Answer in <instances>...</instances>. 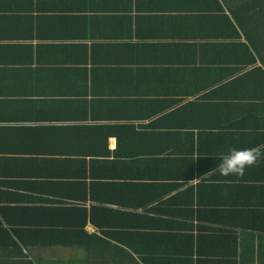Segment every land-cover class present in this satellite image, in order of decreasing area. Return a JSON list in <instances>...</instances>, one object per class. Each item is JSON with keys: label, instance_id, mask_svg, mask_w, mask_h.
<instances>
[{"label": "crops", "instance_id": "obj_1", "mask_svg": "<svg viewBox=\"0 0 264 264\" xmlns=\"http://www.w3.org/2000/svg\"><path fill=\"white\" fill-rule=\"evenodd\" d=\"M228 146H264V0H0L1 244L264 264V161Z\"/></svg>", "mask_w": 264, "mask_h": 264}, {"label": "clouds", "instance_id": "obj_2", "mask_svg": "<svg viewBox=\"0 0 264 264\" xmlns=\"http://www.w3.org/2000/svg\"><path fill=\"white\" fill-rule=\"evenodd\" d=\"M218 159L216 171L222 176L242 177L247 168L264 161V146L247 148L228 146Z\"/></svg>", "mask_w": 264, "mask_h": 264}, {"label": "trees", "instance_id": "obj_3", "mask_svg": "<svg viewBox=\"0 0 264 264\" xmlns=\"http://www.w3.org/2000/svg\"><path fill=\"white\" fill-rule=\"evenodd\" d=\"M12 230H14L12 228ZM15 231V230H14ZM7 240L11 241V238L8 234L2 235ZM30 235H20L18 232L16 234V239L18 242H11V245H3L0 243V264H38L39 260H35L32 257V251L27 249L29 247H34L33 244L29 242H25V239H29ZM44 247L51 245L49 241H42ZM43 252V251H42ZM52 256L55 258L54 264H62L61 261L56 260L55 251H51ZM44 254V253H43ZM49 261V264L52 263Z\"/></svg>", "mask_w": 264, "mask_h": 264}]
</instances>
